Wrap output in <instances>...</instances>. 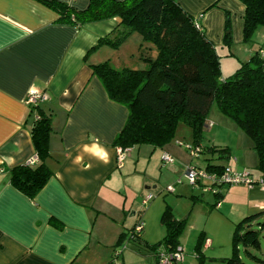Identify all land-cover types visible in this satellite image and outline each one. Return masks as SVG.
<instances>
[{"label":"crops","instance_id":"crops-1","mask_svg":"<svg viewBox=\"0 0 264 264\" xmlns=\"http://www.w3.org/2000/svg\"><path fill=\"white\" fill-rule=\"evenodd\" d=\"M57 1L81 10L89 0ZM177 2L201 27L219 57L235 59L238 66L256 47L264 52V28L257 29L251 44L242 41L244 6L239 0ZM226 13L232 40L228 48L223 44ZM57 18L56 11L36 0H0V264H88L92 249L96 253L97 249L103 250V260L109 259L110 263L116 236L124 234L128 239L140 218L138 211H125L127 195L122 185L142 161L146 166L154 162L153 167L160 169V177L149 173L147 167L143 169L145 189L161 187L162 182L171 185L181 170V162L175 159L181 150L171 142L161 148L147 144L129 147L122 165L117 164L113 140L128 111L108 97L90 65L109 59L102 60L98 54L108 46H94L118 27L119 20L108 18L77 28L58 24ZM130 38L141 44L139 36L133 34L123 44ZM32 93L42 96L38 104L51 117L50 156L46 162L53 174L30 200L11 186L9 170L36 157L30 133L35 119L30 106L34 103L28 102ZM186 129L178 126L176 136L179 130L188 131L190 136ZM215 142L212 146L219 145ZM163 153L169 154L173 162H164ZM163 175L165 181H161ZM177 188L180 190V186ZM242 188L246 192L245 205L241 210V195L234 194L237 200L227 208L228 217L264 210V186ZM236 190L220 189V196L212 198L213 206L226 209V197ZM190 199L193 208L201 205L198 194ZM189 228L194 231L197 226L190 222ZM199 233L207 235L204 230ZM94 236L97 239L93 242ZM179 245L185 252L180 241ZM145 251L149 254L148 264H153L155 251ZM179 264L188 263L183 258Z\"/></svg>","mask_w":264,"mask_h":264},{"label":"trees","instance_id":"trees-1","mask_svg":"<svg viewBox=\"0 0 264 264\" xmlns=\"http://www.w3.org/2000/svg\"><path fill=\"white\" fill-rule=\"evenodd\" d=\"M36 1L58 13L56 23L77 28L117 18L118 27L99 38L94 48L103 45L119 48L136 33L141 39L140 46L145 45L147 50L150 45L148 50L154 51L153 56L141 57L144 63L141 68H115L108 60L90 65L108 97L128 111L113 140L114 146L147 144L161 148L175 138L178 126L184 125L190 130L192 146L200 152L203 130L211 126L206 124L207 114L215 103L251 139L257 156L256 170L259 178H264V52H260V46L231 75L222 77L215 47L177 0H89L81 10L57 0ZM239 1L244 6L242 41L251 44L257 29L264 28V0ZM231 43L226 13L223 44L228 48ZM30 111L35 114L30 133L36 161L10 168L9 180L13 188L32 200L53 172L46 162L50 156L51 117L38 102L30 106ZM206 149L217 152L220 158L229 156L226 147ZM225 167L229 165L208 162L203 169L220 175ZM213 193L220 196V191ZM160 221L165 234L151 245V250L158 246L175 248L186 221L175 219L169 206L162 211ZM139 233L133 228L128 240L139 239ZM124 239V234H120L118 242ZM111 257L110 262L115 258L114 250ZM222 263L264 264V210L246 215L234 224L231 255Z\"/></svg>","mask_w":264,"mask_h":264},{"label":"rangeland","instance_id":"rangeland-1","mask_svg":"<svg viewBox=\"0 0 264 264\" xmlns=\"http://www.w3.org/2000/svg\"><path fill=\"white\" fill-rule=\"evenodd\" d=\"M133 36L139 35L134 33ZM129 40L130 41L126 44L122 43L119 48L104 47L100 49L98 53L100 54V58L102 60L109 58V63L113 67L120 68L123 63L128 65V67H144L139 58L148 55L145 45L141 47L140 44H137L132 38ZM219 60L221 61L220 70L222 77L231 75L237 68L235 59L221 56ZM207 117L208 121L206 124L211 122L212 125L205 127L203 130L201 145H199L201 148L198 156L193 157L188 149V145H191V147L194 148V146H192L193 141L190 137L191 135H188V131H186V133L179 130V135L169 141L181 150L179 157L175 158L177 160L179 159L178 161L181 162V170L175 181L171 184L174 188L173 191L166 189L167 186L165 182H162V186H158L156 189L144 188V184H142V171L145 167H147L149 173L156 177L159 176V168L156 170V168L153 167L154 162L151 161L147 166L146 162L142 161L136 169L137 172L129 176L126 185H122V187H126L123 188L125 193H122L127 195L124 204L125 211H138V213H140L138 222H142V225H144L142 232H140V239L131 241L126 238L118 242V234L113 244V249L117 254L113 261L108 263L107 260L109 259L103 260V250L97 249L96 253L93 252L94 249H92L91 256L89 253L88 264H122L123 260L125 264H148L149 254L145 250H151V245L160 241L165 234L164 225L160 223V216L161 212L168 206L174 215L186 221L185 228L179 237V241L186 248L184 252L185 263L223 264L222 260L230 257L233 227L234 224L240 220L241 216L243 217L244 211L237 214V216L232 213L233 215H230L231 217H228L226 212L228 211L227 208L230 203H233L234 199L237 200L235 197L236 194L239 196L241 195V205H239V207L242 210L243 205H245V197H243V195L246 193L242 186L245 188L247 186L243 182L230 185L215 184V191L227 189L228 187H231L235 191L237 188V192L231 191L226 197V209L223 207L222 209H217L213 206L214 201L212 198H214V193L213 191L210 192V190H208V187L211 186V181L205 177L199 181L201 185L197 183L193 186L187 180L185 171L189 165L197 168L200 166V168L203 169L205 163L209 160L212 163H228L230 165L229 167H232V171H245L249 173L251 177L258 178L259 174L256 170L257 156L251 139L233 120L219 111L215 103L211 105ZM185 128H187L186 130L189 129L186 126ZM214 140L216 141V144H219L214 146L217 149L229 147L228 157L220 158L217 152L207 151L206 148L212 146ZM224 145H227L228 147ZM165 177L166 175H163L161 181H165ZM176 186H180L181 192H178L180 190H178L179 188ZM174 191H176V193ZM149 194L152 195L151 199L146 206H142L143 197ZM192 194H198V202H200L201 205H197L193 208L192 200L190 199ZM151 206H153V208L147 215L146 213ZM232 216L235 217L236 220H233ZM231 221L235 222L231 223ZM190 222H193V224L197 226L196 230L193 231L189 228ZM200 230H204L207 235L199 233ZM101 234H104V232ZM94 235L97 238L99 236L96 233H94ZM95 236L93 242L97 239Z\"/></svg>","mask_w":264,"mask_h":264},{"label":"built area","instance_id":"built-area-1","mask_svg":"<svg viewBox=\"0 0 264 264\" xmlns=\"http://www.w3.org/2000/svg\"><path fill=\"white\" fill-rule=\"evenodd\" d=\"M42 100V96L38 93H32L28 98L29 103H36ZM211 125V124H209ZM189 151L191 152L192 156L195 157L198 155L199 150L197 148H192L188 146ZM129 148L116 146V161L118 166L122 165V162L126 158L128 154ZM162 159L164 162L172 163L173 158L167 154L163 153ZM36 161V157L32 158L28 161L29 164H33ZM186 178L190 184L193 186L202 178H208L211 181V186L208 187V190L216 192L214 189V185H230V184H237L243 182L247 188H253L256 185L264 186V178H256L251 177L249 173L243 172H234L230 167H225L223 172L220 175H216L213 173H207L204 169H199L194 166L189 165L185 171ZM179 181V180H178ZM169 191H173V185L167 186ZM151 199V195L144 196L142 199V203L145 205ZM142 229V222H138L134 228V232H140ZM115 257L117 256L116 252L114 251ZM184 258V249L181 245H177L175 248L170 249L165 246H158L155 250V260L153 264H179L183 261ZM113 261V260H112ZM120 264V263H115Z\"/></svg>","mask_w":264,"mask_h":264}]
</instances>
